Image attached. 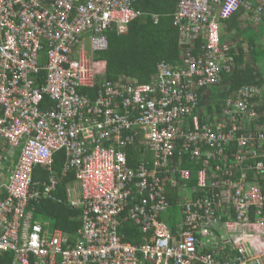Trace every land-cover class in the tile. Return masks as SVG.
<instances>
[{"label":"built area","instance_id":"built-area-1","mask_svg":"<svg viewBox=\"0 0 264 264\" xmlns=\"http://www.w3.org/2000/svg\"><path fill=\"white\" fill-rule=\"evenodd\" d=\"M136 1L0 0V154L18 153L8 179L0 181V253L12 254L9 264H262L243 236L234 240L236 257L223 259L205 251L195 235L203 225L210 233L225 202L236 216L230 233L264 238V194L247 178L248 171L264 173V162H256L264 152L254 149L264 147V124L255 121L261 94L243 86L225 101L226 116L212 106L217 114L205 123L200 100V91L211 94L233 70L230 43L221 41L223 22L253 5L179 0L176 25L184 42L203 38L204 52L185 50L179 67L162 63L148 84L106 81V64L96 57L108 49L109 31L126 34L140 18ZM129 129L142 133L156 168L129 166ZM182 141L183 150L204 164L198 185L211 189L210 198L188 199L190 190L165 173ZM235 143L238 152L230 155ZM60 152L66 154L61 175L54 173ZM248 160L255 163L243 166ZM38 168L50 174L48 181L34 180ZM174 172L183 180L192 176ZM71 173L80 187L71 206L80 208L83 224L73 241L60 229L33 223L29 210L33 201L59 200L55 193ZM169 184L183 198L176 233L160 218L170 208ZM124 220L147 239L125 241L119 232Z\"/></svg>","mask_w":264,"mask_h":264},{"label":"trees","instance_id":"trees-1","mask_svg":"<svg viewBox=\"0 0 264 264\" xmlns=\"http://www.w3.org/2000/svg\"><path fill=\"white\" fill-rule=\"evenodd\" d=\"M179 0H137L135 8L142 13L140 18L135 20L129 25V30L126 34H118L115 30L107 33L109 39V47L106 51L99 53L96 60L105 62L106 68L103 73V78L106 81L118 82L119 80L126 81L128 79L137 81L140 84H148L152 82L153 77L158 72V67L162 63L182 66L181 56L185 50L190 49V53L195 56L201 55L204 50L203 38L197 39L193 44H186L180 25H176V11L178 9ZM252 8H254L252 6ZM253 10V9H252ZM251 10V11H252ZM248 12L243 6L240 10L228 21V28L224 29V35L221 30V41L226 42V38L235 41L231 37L233 28H237L236 19ZM156 19L157 22H156ZM223 22V21H222ZM225 22V21H224ZM223 22V23H224ZM184 42V43H183ZM230 43V42H229ZM252 48L248 54H245L243 43L230 45L229 54L233 57L232 73H225L221 83L212 87V92L205 93L204 90L200 91L202 94L201 100V118L205 123L207 119H213L215 116L216 107L217 112L221 117L226 116L224 110L226 109V100L232 93H236L243 86H252L259 90L262 94L264 89V68L259 71L253 64L246 63V57L252 55L253 61L258 62L259 58L264 59V46L256 47L254 42L251 43ZM252 49V50H251ZM258 58V59H257ZM90 93L95 96L96 89L90 90ZM262 95L255 101H260L261 106L257 111L260 117L256 118V122L264 124V101ZM209 105H206V101ZM242 115H239L240 118ZM245 116V115H244ZM229 117H227L228 119ZM228 129L232 126L231 120H227ZM239 125V124H238ZM124 134L131 136L134 142L127 148L129 166L136 171L144 166L147 169L156 168L153 153L150 152L142 141V133L136 131L124 130ZM181 142L180 148L176 150L173 164L165 170L166 175H171L176 178L180 183L184 184L187 190H190L194 198L204 199L210 198L212 195L211 189L201 188L198 185L199 172L204 168L201 160L194 159L190 152L183 150ZM205 149V148H204ZM257 154L264 152L259 147L254 148ZM230 155L236 154L238 148L236 143L231 145L228 149ZM66 161V154L60 152L55 157L54 173L60 174L62 167ZM264 162V157L258 156L256 162ZM253 161H246L243 166L254 164ZM189 170L191 173L190 180H183L180 178V173L174 172L176 169ZM50 174L45 170L38 168L34 173V180L44 182L49 180ZM241 174L231 178L229 176H221V181L240 179ZM248 181L250 185H258L261 187L264 194V173L257 171H248ZM75 180L74 174L63 178L55 196L59 200L42 199L40 201H33L29 210L33 214V223L47 224L54 226L63 231L71 241L75 240L78 236V231L82 227V211L80 208H75L67 203V185ZM220 189H215V194H218ZM200 196V197H199ZM167 197L170 202V208L166 213L161 215V220L166 222L170 228L176 233L178 231L177 223L180 220L182 211V200L178 192L169 184L167 187ZM138 194L136 199H138ZM228 213L233 214L234 210L229 205ZM222 211V210H221ZM264 215V209L262 210ZM255 211H252V216H255ZM126 216V213H125ZM120 234L123 239L129 243L140 245L143 243L147 236L143 234L138 226L130 220L122 221L120 226ZM12 254L0 253V264H9L12 261ZM201 264V263H197Z\"/></svg>","mask_w":264,"mask_h":264},{"label":"crops","instance_id":"crops-1","mask_svg":"<svg viewBox=\"0 0 264 264\" xmlns=\"http://www.w3.org/2000/svg\"><path fill=\"white\" fill-rule=\"evenodd\" d=\"M246 3L253 5V10L244 12L242 16L236 19V27L231 31V37L234 38V42L230 40V37L226 38V42H230L232 45H236L237 43H243V48L245 54H248L250 48H252V42H254L256 47L264 46V0H243ZM228 21H225L222 24V33L224 35V29L228 28ZM253 49V48H252ZM251 49V50H252ZM258 59V58H257ZM246 63L253 64L256 68L262 70L264 68V59L259 58L258 62L253 61L252 55H248L246 57ZM262 101H264V89H262ZM7 157L11 162L7 161ZM18 161V153L16 151H8L5 149L0 154V181H5L8 179L10 168L14 166ZM9 162V163H8ZM67 203L71 205L73 201L80 197V187L76 182V179L67 185ZM188 199L197 201L203 200L201 198H194L195 196L190 191L188 194ZM200 197V196H199ZM206 199V197L204 198ZM223 209L218 212V219L212 224L209 231L210 233L205 234L203 232L207 227L205 225L199 227L196 231V236L201 242V245L205 251H216L220 254L221 258H234L236 257V249H235V239L242 237L247 241L249 249L252 251L255 257H260L261 263L264 264V247H262V242L256 237H252L248 232H240V233H230L228 229V224L232 223L236 220L235 213H228V209L230 208L228 203L221 202ZM183 210V207H182ZM182 213V211H181ZM183 222V214L180 216V220L177 225L178 230L180 231L182 228ZM48 226V225H47ZM51 231L55 229L54 226H48ZM244 230V229H242Z\"/></svg>","mask_w":264,"mask_h":264},{"label":"rangeland","instance_id":"rangeland-1","mask_svg":"<svg viewBox=\"0 0 264 264\" xmlns=\"http://www.w3.org/2000/svg\"><path fill=\"white\" fill-rule=\"evenodd\" d=\"M261 236H263L262 235V233H259ZM264 237V236H263ZM259 240H261L260 242H262L263 244H262V247H264V238L263 239H259Z\"/></svg>","mask_w":264,"mask_h":264}]
</instances>
